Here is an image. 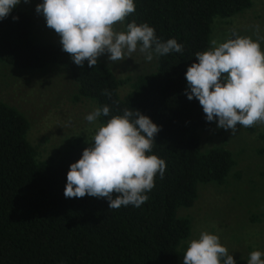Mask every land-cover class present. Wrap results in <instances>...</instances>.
Here are the masks:
<instances>
[{"label": "trees", "instance_id": "obj_1", "mask_svg": "<svg viewBox=\"0 0 264 264\" xmlns=\"http://www.w3.org/2000/svg\"><path fill=\"white\" fill-rule=\"evenodd\" d=\"M252 0H134L133 20L154 27L162 41L175 38L183 53L156 56L155 68L118 78L100 58L77 66L60 43L35 41L32 17L18 6L0 21V61L16 68L64 66L76 84L74 100L108 105L106 123L124 109H136L160 126L152 153L166 162L163 178L140 207L109 209L106 199L65 198L67 172L89 144L76 139L47 160L39 159L27 138L29 120L0 98V264H183L179 243L190 219L177 214L191 205L199 182L223 183L234 164L221 145L200 148L199 129L210 125L199 101L185 95L194 54L210 46L212 21L251 5ZM18 20H13V17ZM264 51V45L263 49ZM131 88L123 96L122 82ZM107 89L111 96L103 95ZM264 153V125L259 132ZM264 259V256H262Z\"/></svg>", "mask_w": 264, "mask_h": 264}, {"label": "clouds", "instance_id": "obj_2", "mask_svg": "<svg viewBox=\"0 0 264 264\" xmlns=\"http://www.w3.org/2000/svg\"><path fill=\"white\" fill-rule=\"evenodd\" d=\"M30 0H24L29 3ZM21 0H0V21L6 19ZM46 26L59 36L62 51L83 68L98 63L107 54L110 63L132 57L137 50L146 61L171 52L183 53L184 46L175 38L162 41L154 27L134 20L124 30L116 25L136 11L134 0H42L36 5ZM13 17V20H18ZM256 32L259 25L255 26ZM232 31L223 42L210 41V47L194 54L196 62L185 73L188 100L195 98L207 122L235 134L238 126L264 125V51L261 40ZM103 95L111 96L105 89ZM110 107H97L85 116L94 127L81 157L69 167L65 198L86 195L106 199L108 208L140 207L146 193L155 187V178L164 177L166 162L152 153L155 137L161 130L150 117L136 109H124L106 123ZM264 253L249 254L247 264H264ZM183 264H237L233 255L216 234L201 231L198 238L187 241Z\"/></svg>", "mask_w": 264, "mask_h": 264}, {"label": "rangeland", "instance_id": "obj_3", "mask_svg": "<svg viewBox=\"0 0 264 264\" xmlns=\"http://www.w3.org/2000/svg\"><path fill=\"white\" fill-rule=\"evenodd\" d=\"M41 2L21 0L18 7L32 17L31 35L35 41L59 43V36L46 26L42 14L35 11ZM256 25H259L258 32ZM211 26V40L220 42L230 37L233 30L254 40L264 37V0H252L249 7L229 16L216 15ZM116 28L125 29L124 24ZM260 42L262 50L264 39ZM99 58L121 79L152 70L156 64L155 55L152 61H146L139 50L116 63H110L107 54ZM130 88V82L125 81L119 85L118 92L123 96ZM75 89L68 70L60 64L16 68L0 61V98L28 118L27 138L39 159L55 156L76 139L88 143L93 134L94 127L85 116L97 108L96 104L89 98L74 100ZM261 128L262 124L249 128L238 126L232 134L231 130L218 128L213 121L199 129L200 148L224 146L231 151L234 164L223 183L199 182L194 202L178 207L177 214L190 219V233L180 241L179 249L185 251L188 240L198 238L201 231H208L219 236L237 264H247L252 251L264 253V153L258 151Z\"/></svg>", "mask_w": 264, "mask_h": 264}]
</instances>
